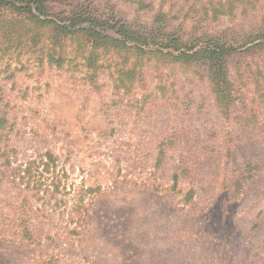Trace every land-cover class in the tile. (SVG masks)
<instances>
[{
	"label": "rangeland",
	"instance_id": "374dc122",
	"mask_svg": "<svg viewBox=\"0 0 264 264\" xmlns=\"http://www.w3.org/2000/svg\"><path fill=\"white\" fill-rule=\"evenodd\" d=\"M73 3L183 41L264 26V0ZM54 38L0 20V215L44 228L0 233V264H264V52L228 60L227 107L206 63Z\"/></svg>",
	"mask_w": 264,
	"mask_h": 264
},
{
	"label": "trees",
	"instance_id": "16d2710c",
	"mask_svg": "<svg viewBox=\"0 0 264 264\" xmlns=\"http://www.w3.org/2000/svg\"><path fill=\"white\" fill-rule=\"evenodd\" d=\"M73 2L74 0H0V20L4 12L9 11L22 24L27 21L37 27L52 29L55 41L62 42L65 38L82 39L85 42L82 46L90 50H129L137 54L169 56L173 62L185 65L206 63L214 92L221 105L226 104L227 107L235 100L228 60L241 52H264V26L239 42L221 35H202L183 41L174 35L157 36L142 29L120 25L115 19L101 20L91 8L84 5H79L70 12L54 13L51 8L55 3L73 5ZM17 33L19 38L26 35L21 30ZM38 37L40 36L35 37L37 43ZM3 127L4 120L0 119V141L5 135ZM24 174L31 179V171H25ZM38 217L40 216L35 213L27 215L18 210L8 213L6 217L0 215V225L3 227L0 233L15 237L19 229H22L27 241L37 242L44 229L41 226L42 220L35 221Z\"/></svg>",
	"mask_w": 264,
	"mask_h": 264
}]
</instances>
